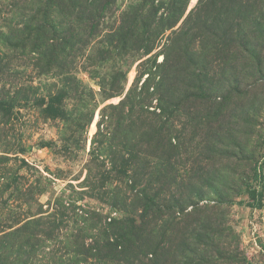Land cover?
<instances>
[{"label": "rangeland", "instance_id": "rangeland-1", "mask_svg": "<svg viewBox=\"0 0 264 264\" xmlns=\"http://www.w3.org/2000/svg\"><path fill=\"white\" fill-rule=\"evenodd\" d=\"M99 1L0 0V264H264V0Z\"/></svg>", "mask_w": 264, "mask_h": 264}, {"label": "trees", "instance_id": "trees-1", "mask_svg": "<svg viewBox=\"0 0 264 264\" xmlns=\"http://www.w3.org/2000/svg\"><path fill=\"white\" fill-rule=\"evenodd\" d=\"M99 4H101V7H100V11L101 13H103L104 10H106L108 8L109 5L113 4V1L111 0H100L99 1ZM101 13H98L99 15ZM94 27V25H93ZM144 84V83H143ZM142 84V85H143ZM143 88V86L141 87V89ZM59 95L55 94V95H51V96H48V103L46 105V109L50 112H56L57 111V108H55L54 106V103H55V99L58 97ZM145 104L144 103H141V111L143 113L142 116L139 117V121L141 123V132H143V136L145 137V140H146V144H144L148 150V152H151V147L154 143V125H153V121L151 120V118L149 117L151 111L150 109H147L146 107H144ZM100 126V124H99ZM140 126V125H138ZM248 195L249 197L252 199V202L251 205L252 206H259L261 205V199L263 198V194L258 191L257 189L255 188H250L248 190Z\"/></svg>", "mask_w": 264, "mask_h": 264}]
</instances>
